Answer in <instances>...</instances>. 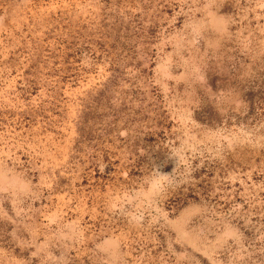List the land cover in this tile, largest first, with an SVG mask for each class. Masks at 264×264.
I'll return each mask as SVG.
<instances>
[{
    "label": "rangeland",
    "instance_id": "obj_1",
    "mask_svg": "<svg viewBox=\"0 0 264 264\" xmlns=\"http://www.w3.org/2000/svg\"><path fill=\"white\" fill-rule=\"evenodd\" d=\"M0 264H264V0H0Z\"/></svg>",
    "mask_w": 264,
    "mask_h": 264
}]
</instances>
